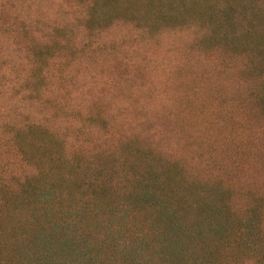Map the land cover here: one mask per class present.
Instances as JSON below:
<instances>
[{
	"label": "rangeland",
	"instance_id": "rangeland-1",
	"mask_svg": "<svg viewBox=\"0 0 264 264\" xmlns=\"http://www.w3.org/2000/svg\"><path fill=\"white\" fill-rule=\"evenodd\" d=\"M248 1L0 0V91L10 96L0 95V112L8 108L0 133L15 119H37L65 140L74 181L57 186L64 213L78 206L94 253L112 258L103 264L133 263L124 251H107L110 238L100 243L122 220L110 221L100 204L83 210L85 183L109 173L119 183L109 184L115 195L107 200H131L127 191L136 194L140 186L121 179L148 166L169 170L182 182L175 196L189 190L191 204L225 191L233 252L254 254L237 264H264V0H251L253 8ZM31 167L0 149V177L19 191L14 219L29 225L30 234L32 210H44L22 189ZM246 221L260 236L254 249L236 231ZM147 229L151 247L140 264H169L155 251L157 232ZM228 236L215 243L223 246ZM0 241L5 246L7 238L0 234ZM46 252L58 263L64 257ZM258 257L262 262L254 263Z\"/></svg>",
	"mask_w": 264,
	"mask_h": 264
},
{
	"label": "trees",
	"instance_id": "trees-1",
	"mask_svg": "<svg viewBox=\"0 0 264 264\" xmlns=\"http://www.w3.org/2000/svg\"><path fill=\"white\" fill-rule=\"evenodd\" d=\"M248 2L249 8H253L251 0ZM246 30L251 33V28ZM46 40L43 46L47 44L49 46L52 42L50 39ZM54 53L55 51L47 52L44 59ZM39 69L43 70L41 67ZM2 78H5V75ZM7 92L0 91V95L10 98ZM7 109L6 106L2 107L3 114L0 112V120L6 118L4 112ZM7 124V133L3 132L6 135L0 133L2 140L0 149L13 151L20 156L21 161L32 164L23 181L22 189L25 198L26 196L28 199L31 198V203L36 205L41 204L39 206L44 210L41 214L32 210L33 220L30 223L36 230L30 234L29 225L21 219H14L19 213L16 199L19 191L11 189L12 187L6 183V178L0 177L2 189H0V234L7 238L5 246L0 241V264H103L112 260L110 255L107 260H100L99 252L94 253L98 250L90 243L86 234V225L81 223L85 218L77 209L78 206H74L68 214L64 213L62 191L58 190L57 186L60 183L74 181V167L73 170H67L70 164L73 165L63 150L65 140H61L55 130L47 128L44 121L37 119H28V121L15 119ZM4 138L11 144L8 149H4L6 146ZM96 178L97 181H91L90 185L85 183L88 189L78 199L83 206L81 208L93 211L100 204L108 210L110 221L115 217L122 220V223L111 225L110 232L102 237L100 243L108 242L110 238V250L107 251H124L125 260L133 264H140L142 251L151 247L150 231L147 229L151 227L158 234L160 247L155 248V251L161 263L237 264L238 261L243 262L246 257L254 256V254L240 255L233 252L231 230L227 232V223L232 222L233 213L231 206L226 202L225 191L221 192L216 200L203 196L196 204H191L188 201L191 191L186 190L184 195L175 196V184L181 185L182 182L169 170L148 166L143 173L122 177V183L137 182L140 186L136 194L134 191H127L130 192L127 196L131 200L112 203L107 198L115 195V191L112 195L109 193V184L111 188H116L119 181L113 182V176L109 173H100ZM171 195H174L175 200L171 199ZM58 207L57 212L51 213ZM139 217L141 220H137ZM248 221L236 231L239 236L247 235L245 238L249 239L248 246L254 249L259 245L260 236L255 234L252 222L248 223ZM123 226L122 236L116 237L117 232H122ZM226 234L229 236L223 246L215 243V240L223 239ZM210 238L214 239V242H210ZM31 242L37 248L32 249ZM39 247L45 248L39 250ZM189 247H200L203 252L191 253ZM46 250L60 251L64 257L59 263L55 262L52 253ZM14 255L19 261H13ZM150 262V259L146 260V264H151ZM261 262V257H258L254 263Z\"/></svg>",
	"mask_w": 264,
	"mask_h": 264
}]
</instances>
